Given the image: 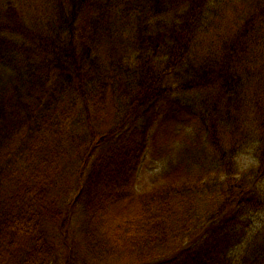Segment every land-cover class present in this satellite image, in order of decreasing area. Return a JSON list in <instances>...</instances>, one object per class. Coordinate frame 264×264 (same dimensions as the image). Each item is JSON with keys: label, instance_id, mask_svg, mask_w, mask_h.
Wrapping results in <instances>:
<instances>
[{"label": "trees", "instance_id": "1", "mask_svg": "<svg viewBox=\"0 0 264 264\" xmlns=\"http://www.w3.org/2000/svg\"><path fill=\"white\" fill-rule=\"evenodd\" d=\"M262 210L264 0H0V264H264Z\"/></svg>", "mask_w": 264, "mask_h": 264}, {"label": "rangeland", "instance_id": "2", "mask_svg": "<svg viewBox=\"0 0 264 264\" xmlns=\"http://www.w3.org/2000/svg\"><path fill=\"white\" fill-rule=\"evenodd\" d=\"M255 152L253 148L247 149L244 153L241 154V164L242 168H249V167H254L255 164ZM152 173L145 168H141L139 172V177H140V183L142 185H150L153 181L152 178ZM251 189H254L257 183L255 182H250L248 184ZM257 227L259 228L263 223H264V210H262L258 215H257Z\"/></svg>", "mask_w": 264, "mask_h": 264}]
</instances>
